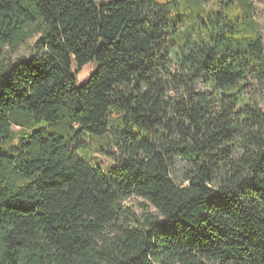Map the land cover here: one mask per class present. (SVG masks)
<instances>
[{"label": "trees", "instance_id": "obj_1", "mask_svg": "<svg viewBox=\"0 0 264 264\" xmlns=\"http://www.w3.org/2000/svg\"><path fill=\"white\" fill-rule=\"evenodd\" d=\"M208 2L0 0V264H264V41Z\"/></svg>", "mask_w": 264, "mask_h": 264}, {"label": "rangeland", "instance_id": "obj_2", "mask_svg": "<svg viewBox=\"0 0 264 264\" xmlns=\"http://www.w3.org/2000/svg\"><path fill=\"white\" fill-rule=\"evenodd\" d=\"M213 3H216V0H209L207 3L208 6H211ZM254 7L252 6V11L256 12V20L258 21L260 27L259 32L263 37L264 41V0H254ZM35 43V38L29 39L27 43L20 46L15 51H10L6 49L7 54L10 55L12 58H17L19 56H29L33 52V46ZM94 67L91 62L87 63L83 70L79 73V83H83L87 77L93 72ZM254 100H257L259 106L264 110V91L256 87L255 93L250 94ZM86 142L90 143L92 148L90 149V158L92 160H98L104 167L109 168L114 164L113 159H110L106 156L101 155L96 149V144L94 140L86 138ZM188 168L183 161L178 160L173 168V176L176 182L186 184L187 181L185 180V174ZM125 206L130 208L136 217L142 218L143 215L146 214H154L158 215L159 213L157 210L145 199L139 196H132L128 198L125 202ZM129 222V219L123 217L119 224L126 226Z\"/></svg>", "mask_w": 264, "mask_h": 264}]
</instances>
